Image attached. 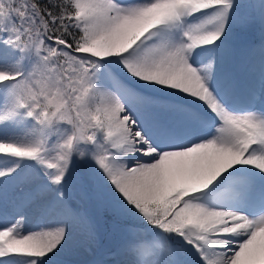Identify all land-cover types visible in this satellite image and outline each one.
<instances>
[{"label": "snow or ice", "instance_id": "obj_1", "mask_svg": "<svg viewBox=\"0 0 264 264\" xmlns=\"http://www.w3.org/2000/svg\"><path fill=\"white\" fill-rule=\"evenodd\" d=\"M85 202L92 264H264V0H0V264H67Z\"/></svg>", "mask_w": 264, "mask_h": 264}, {"label": "rangeland", "instance_id": "obj_2", "mask_svg": "<svg viewBox=\"0 0 264 264\" xmlns=\"http://www.w3.org/2000/svg\"><path fill=\"white\" fill-rule=\"evenodd\" d=\"M255 28V27H254ZM254 28L248 30L247 32L241 33L238 35L236 40V47L237 52L235 55V66L240 67L248 57L247 49L253 47L250 44H247V37L250 36V32L254 30ZM259 34V32H258ZM261 35V33H260ZM257 49V54L259 51L258 46L255 47ZM87 211H89L94 218L95 225H96V241L91 246H88L87 244H83L80 247H78L74 252L68 253L64 258L69 261H76L81 262L83 264H87L88 257L93 254V252L98 249V253L102 254L108 251L109 248L113 246V244L116 242V239L112 235V233H106L104 231V228L102 226V215L103 214H97L96 210L89 205L87 202L83 203L82 205ZM112 220V219H111ZM110 228L115 231L117 230V226L115 223H110ZM108 259L109 257L106 255L105 259ZM94 259L99 260V258L94 257Z\"/></svg>", "mask_w": 264, "mask_h": 264}, {"label": "trees", "instance_id": "obj_3", "mask_svg": "<svg viewBox=\"0 0 264 264\" xmlns=\"http://www.w3.org/2000/svg\"><path fill=\"white\" fill-rule=\"evenodd\" d=\"M259 29V27L258 26H256L255 28H254V30H252L251 32H250V38H253V36L255 35V33H256V31ZM115 223V225L118 227V225H117V223L115 222V221H113V220H111L107 215H105V214H103L102 215V226H103V228H104V231L106 232V233H112V235L114 236V238L115 239H117V236H116V230L115 231H113L111 228H110V223ZM103 256V253L102 254H100V253H98V249H96L94 252H93V254H91L89 257H88V261H90V260H92L94 257H102ZM67 264H82L81 262H76V261H69V262H67Z\"/></svg>", "mask_w": 264, "mask_h": 264}]
</instances>
